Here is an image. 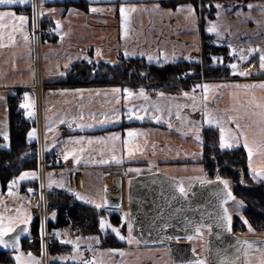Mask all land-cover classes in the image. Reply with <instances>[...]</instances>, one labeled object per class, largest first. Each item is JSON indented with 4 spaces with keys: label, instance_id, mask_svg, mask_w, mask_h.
Returning <instances> with one entry per match:
<instances>
[{
    "label": "crops",
    "instance_id": "0c3cea01",
    "mask_svg": "<svg viewBox=\"0 0 264 264\" xmlns=\"http://www.w3.org/2000/svg\"><path fill=\"white\" fill-rule=\"evenodd\" d=\"M64 1L66 0H43V2L30 0L27 5H0V11L12 10L18 15L23 14L29 18L25 26V33L29 39L25 41L23 35L17 32L14 34L15 43H9L5 34V46L0 47V136L8 132L7 98L16 93H20L22 103L26 102L25 93L28 94V102L31 106L22 110L25 118L35 123L36 106L32 91L37 86L36 70L39 68L40 86L43 88L42 152L44 155L57 158V165L46 167L47 192L65 194L80 204L95 208V203L103 204L104 193L107 189L113 188L114 178L116 176L122 178L124 193L122 208L115 212H119L120 218L123 216L125 219L119 226L114 227L120 228L121 235L125 237L121 241L125 242V246L100 249L96 240L82 238L80 248L85 250L86 259L93 261V264H174L167 245L144 246L142 241L146 235L142 229H134V224L133 236L139 243L135 241L128 243L127 223L131 216H134L126 198L129 185L136 180L161 176L172 193L182 201L195 200L199 192L207 189L214 182H219L224 188L220 181L208 179L201 171L199 162L203 152L202 130L204 127L219 130L215 122L211 124L206 122L205 114L223 120L224 127L235 134L236 125L228 122L225 110L235 115L234 109H240L242 115L243 107L247 106V102L253 96L257 98V102L264 97V90L259 88L217 87L264 83V70L259 67V53L249 55L247 52L250 47L264 49V0H210L216 12L212 19L205 22L202 21L199 10L201 0H182L183 2L178 5L191 4L195 9L197 17L195 23L185 19L187 13H176L178 5L169 7L162 4L174 0H88L90 6L86 12L60 5ZM33 4L37 7L39 15L41 12L44 13L40 15L43 24L53 31L54 40L51 44L45 42L36 44L32 37ZM217 4L222 5L219 9V17H217ZM249 4L253 5L251 9L248 8ZM154 5H159V8H155ZM121 6L125 8L124 17H121ZM90 8H97L100 11L91 12ZM50 9H55V12H49ZM169 10L172 15L168 14ZM238 12L242 14L237 15ZM57 21L60 24L58 30ZM210 23L217 24L222 34L220 38L206 31ZM204 34L211 36L216 45H224L230 51L235 50L232 63L238 65V70L250 71L251 75L242 77L233 74V78L222 80H207L202 77L193 81L194 84L190 85V89L178 93L158 90L156 89L158 83L54 85L65 78L72 65L80 62H103L114 66L120 62V58H123L143 60L154 66L177 62L202 65ZM241 49H244L243 54L248 56L246 61L239 59ZM149 56L152 60L148 59ZM167 84L172 86L177 83L175 81ZM205 84L209 85L207 90L204 88ZM196 85L200 87L197 88ZM76 89L84 91L76 92ZM112 89H120V91L113 92ZM124 89L132 94L127 100L124 99L126 95ZM141 89H144L147 100L140 96ZM185 92L189 94L188 97L183 95ZM157 93H163V96ZM145 108L148 109L147 113L144 111ZM157 108L160 111H157ZM129 109L133 110L132 119L128 118ZM26 111L31 112V115L26 116ZM137 115L144 116V119H136ZM117 116H119L118 120ZM155 116L161 118L159 122L149 118ZM106 118L107 122L101 123ZM134 123L136 125H133ZM241 123H250V121L244 117ZM129 129L138 131V135L131 138L133 145L143 148V153L137 152L134 158H129L123 145V141L128 139ZM33 130L35 127L31 131ZM114 133H119L120 138L111 139ZM197 134L199 140L196 138ZM80 137H84V140L75 143ZM96 138H102V142H97ZM89 139L93 140L92 144L88 143ZM36 141L35 130L31 138L28 136V143L37 145ZM4 142L5 139H2L0 148L7 149L9 143L3 146ZM238 146L243 147L242 139L239 145L234 144L230 149ZM81 148L84 149L83 152H79ZM72 149L77 150L78 161L74 162L71 156L65 161L63 159L65 151ZM245 152L248 160L247 151ZM36 153L37 146L34 151L26 150L7 165L8 170L14 173L12 181L19 177L21 172H35V179L19 181L11 189L8 184L6 190H2L0 185V213L16 216L19 208L21 215L26 213L31 216V220L27 223L29 231L25 239L31 237L30 227L34 220L33 210L37 201L30 197L29 190L27 193L20 192V187L35 183L37 170H24L22 167L33 160L37 156ZM113 157L120 160V163L113 160ZM254 159L257 162L260 160L259 157ZM101 160L107 163H100ZM129 169H140V171H129ZM50 173L51 179L57 182L51 186H49ZM249 175L252 178L250 173ZM201 179L205 182L202 183ZM252 180L256 183L261 182L253 178ZM59 184L63 186L60 187ZM181 186L185 189L186 195L179 192ZM10 190L14 195L8 194ZM227 191L229 190H225V193ZM77 193L94 203L77 199ZM110 196L116 197V194L111 193ZM58 203L60 202L55 199L54 205L57 206ZM236 208V211L230 213L231 218L233 215L242 216L239 215V207ZM100 210L105 209L103 207ZM189 221H183L182 228H191L193 232L192 238L186 239L193 248L190 260H203L205 264H220L225 258L218 259L215 256L214 245L211 242V228L207 225L189 224ZM49 222L55 223L50 220ZM197 228L199 232L196 231ZM107 230L111 232L110 229ZM74 238L66 231L63 240L72 241ZM260 238V241H264V236ZM61 244L73 248L72 244L62 242ZM245 247V245L238 247L240 251H237L236 257L232 259L236 264H259L260 260L264 259V251L256 250H264V244H254L252 249H249L247 257L244 255ZM66 255L57 257L60 264H71L69 260L59 259Z\"/></svg>",
    "mask_w": 264,
    "mask_h": 264
},
{
    "label": "trees",
    "instance_id": "16d2710c",
    "mask_svg": "<svg viewBox=\"0 0 264 264\" xmlns=\"http://www.w3.org/2000/svg\"><path fill=\"white\" fill-rule=\"evenodd\" d=\"M182 0L162 2L164 6L175 7ZM60 5L74 7L82 11H88L90 3L88 0H66ZM200 15L202 21H207L215 16V6L210 0L200 1ZM45 26V25H44ZM202 65H189L184 62L154 66L145 63L143 60H125L120 58L117 65L110 66L103 62H80L72 65L65 78L56 82L57 86H92L126 83H158L156 89L178 93L190 89L189 83L199 78L200 73L207 80L231 79L234 77L233 71L228 65L232 64L233 56L229 55V48L214 43L211 36L203 37ZM213 57L219 58V62H214ZM191 71L192 82L177 83L169 86L167 83L175 82L184 70ZM20 93H16L7 98L8 110V143L7 149L0 148V185L2 190H6L8 184L14 178V173L8 170L7 165L26 150H35V144L28 143V133L34 128L35 123L25 118L24 112L19 105ZM133 125H136L135 123ZM2 140L0 139V142ZM203 152L199 162L203 171L210 178L219 177L232 182V195L243 206L242 216L248 221V226L255 231L264 232V182L254 183L249 177L247 155L242 146L230 150H222L219 147V130L204 127L202 130ZM47 164L50 156L45 155ZM37 158L26 163L22 169L37 170ZM243 180V183L241 181ZM37 182L22 185L20 192L27 193L29 189L35 190ZM60 203L54 205V200ZM47 209L57 210L55 223H50V229L55 227L63 228L75 237L88 238L97 237L99 239L98 248H122V242L110 231H101L99 219L103 216L111 225L119 226L121 218L119 212H109L98 210L94 207L83 205L75 201L74 198L65 194L47 193ZM111 213V214H110ZM232 229L235 233L244 235L246 224L241 217H232ZM31 240H22L20 249L31 252L39 259L40 244L39 218L35 217L30 227ZM71 250L63 244H52L49 249L52 264H60L56 259L66 255ZM14 251H0V264H16L12 253Z\"/></svg>",
    "mask_w": 264,
    "mask_h": 264
},
{
    "label": "snow or ice",
    "instance_id": "6c2138e0",
    "mask_svg": "<svg viewBox=\"0 0 264 264\" xmlns=\"http://www.w3.org/2000/svg\"><path fill=\"white\" fill-rule=\"evenodd\" d=\"M30 2V0H0V5L3 6H16V5H27ZM43 2V0H41ZM201 5L203 6V0H201ZM33 7V12L35 14V4L32 5ZM155 8H159V5H154ZM253 5L249 4L248 8L251 9ZM216 8L218 9L217 11V17L220 16V11L219 9L222 8V5L217 4ZM71 11V10H70ZM89 11L91 12H97L100 11V9L97 8H90ZM49 12L54 13L55 9H50ZM185 12L187 15L185 16V19L191 20L193 23H195L197 17H196V12L195 9L191 4H181L176 7V13H181ZM120 13L121 17H124L125 14V8L121 6L120 8ZM169 15H172L173 13L169 10L168 12ZM242 13H237V15H240ZM40 15H44L43 12L40 13ZM28 17L23 15V14H17L15 11L12 10H5V11H0V47H4V37L5 34H7V40L9 43H15L14 40V34L19 32L21 35H23L25 41L29 39L28 35L25 33V26L28 22ZM60 27L59 21L56 22V29L58 30ZM206 31L209 34H215L217 38L221 37V32L218 30L217 24L216 23H210L209 26L206 28ZM215 43V41H214ZM229 47H231L229 45ZM235 50H232L229 52V55H233V52ZM244 49L240 50V56L239 59L241 61H246L248 59L247 55H244ZM247 52L249 55L253 53H259V67L261 70H264V49L260 48H248ZM97 55L99 56L100 53L99 51L97 52ZM125 55L127 56L128 53L126 52ZM149 60H152V57H148ZM187 59V57H186ZM214 62H219V58L213 57L212 58ZM67 68V65H65ZM229 68L233 70V74H238L239 76H249L251 75L250 71H244V70H238V65L235 63H232L228 65ZM63 75V73H61ZM197 88L200 87V85H196ZM209 85L205 84L204 88L207 90ZM217 87H234L237 89H256L259 88L261 90H264V83H259V84H236V85H221ZM76 92H82L84 91L83 89H76ZM113 92H119L120 89H112ZM124 92L126 95L124 96V99L127 100L129 96L132 94L127 90L124 89ZM159 96H163V93H157ZM185 97H188V93L185 92L183 93ZM140 96L143 97L145 100L148 99V97L144 93V89L140 90ZM207 99V97H205ZM25 103H22L20 105L21 108H29L31 104L28 102V94L25 93ZM157 111H160L159 108L156 109ZM145 113H147L148 109H144ZM235 115H233L231 112L228 110H225V113L227 115V120L228 122L235 123L236 125V133L234 134L231 130L226 129L224 127V121L221 119H215L213 117L207 116L206 122L211 124L215 122V124L219 127V147L220 149H230L233 147L234 144L239 145L241 139L243 140V147L247 151L248 154V169L249 173L252 175V178L254 180H264V97L260 98L259 102H257V98L255 96L252 97L251 100L247 102V106L243 107V114L241 115L240 109H234ZM132 113L133 110L129 109V115L128 118L132 119ZM26 116H30L31 112L26 111L25 112ZM244 117H247L250 123H244L242 124L241 121L244 119ZM81 119L83 118L82 116L80 117ZM138 120H143L144 116L137 115L135 117ZM149 118H154L157 122L160 121L159 116L155 117H149ZM116 119H119V116L116 117ZM107 122V118L105 121H101V123ZM77 127H83V125H77ZM88 127H91V125H88ZM169 127H171V124H169ZM34 131H30L28 133L29 138H31L34 135ZM197 133H199V129L196 130ZM4 139H8L7 133H3ZM138 135V131L136 129H129L127 132V137L128 139H125L123 141L124 148L127 152V155L129 158H134L135 154L137 152L143 153V148H141L139 145H133L132 139ZM111 139H119L120 134L119 133H114L110 137ZM197 140L200 139L199 135L197 134ZM84 140V137H80L75 141V143H80L81 141ZM97 142H102V138H96ZM89 144L93 143L92 139L88 140ZM84 149L81 148L79 149V152H83ZM69 156L72 157L73 161L76 162L78 161L79 157L77 154L76 149H72L71 151H65L63 159L67 161L69 159ZM254 157H259L260 160L257 162ZM113 160H115L117 163H120V160H117L116 157H113ZM100 163H107V161L101 160L99 161ZM129 171H135L139 172L140 169H129ZM201 171H203L201 169ZM52 174H49V186H51L53 183H57L56 181H53L51 179ZM28 178H36V173L35 172H21L19 177L15 178L13 181L9 182V188L11 189L13 185L18 184L19 181H23ZM219 180L220 178L217 177ZM201 182L204 183L205 181L201 179ZM224 185V189L227 190L228 188V181L227 180H221L220 181ZM243 183V180L241 181ZM60 187H62V184H59ZM31 192L32 189H29ZM179 192L182 195H186L185 189L181 186L179 188ZM9 195H14V193L10 190ZM77 199H85L81 197L78 193L76 194ZM234 200L235 197L232 195L230 191H227L226 193V198L221 200V208H223L222 214H217L216 216V224L217 227L221 228H226L229 232L231 231V216L229 215L228 209L226 207H223L224 204L227 203V200ZM86 203H94L93 201H88L85 199ZM108 201L105 200L104 204H99L95 203L94 206L96 209H101L104 207V205H107ZM21 210L18 208L17 209V215L16 216H6L3 213H0V246H3L6 249H11L15 252L14 255V260L16 264H40L39 261L35 260V258L32 256V253L29 252L27 254V257H25V254L21 251L20 249V239L21 236L24 235L25 233H28L29 229L27 227L28 221L31 220V216L28 214H20ZM127 215V214H125ZM125 217H121V222H124ZM241 219L243 222L247 225L248 221L244 219L243 216H241ZM192 222L189 221V224ZM20 225H24V227H20ZM209 227H211L209 225ZM99 228L101 231H105L107 229H110L112 233H114L120 240H124L125 237L121 235L120 228L114 227L111 225L103 216L100 217L99 219ZM127 228H128V243L131 244L134 241L136 243H139L138 240L133 236V223L131 220L128 221L127 223ZM197 232H199V228L196 229ZM249 231H252L251 226L249 225ZM11 234V236L9 235ZM41 234L43 235V225H42V232ZM54 235L59 239L60 233L55 232ZM5 237H9L8 239H5ZM192 237L189 236L188 239H191ZM79 237L77 238V241H71V240H63L61 241L64 244H72L73 245V252L76 253L79 250ZM87 239L89 240H96V243L99 244V239L97 237H88ZM170 239V238H169ZM264 244V241H248V240H243L237 241V244H242L245 245L246 247L244 248V255L245 257L248 256V251L249 249H252L254 244ZM89 248H91V245H89ZM257 251H264L261 249H256ZM109 251H115V250H109ZM237 251L239 252L240 249L238 248ZM42 252H43V245H42ZM123 254V253H121ZM82 253L77 256V255H72L70 257H60L59 259L61 260H73L77 261L78 264H93V261L88 260V259H83ZM186 264H205L203 260H189L186 262ZM220 264H236L235 260H229L225 258L224 260L220 261ZM259 264H264V259H261Z\"/></svg>",
    "mask_w": 264,
    "mask_h": 264
},
{
    "label": "water",
    "instance_id": "95a60500",
    "mask_svg": "<svg viewBox=\"0 0 264 264\" xmlns=\"http://www.w3.org/2000/svg\"><path fill=\"white\" fill-rule=\"evenodd\" d=\"M111 193H115L116 197L110 196ZM123 198L122 178L116 176L113 188L107 189L104 193L103 204L105 200L108 201L104 209L121 210ZM126 198L134 215L130 218L134 229H142L146 235L142 244L167 245L174 264H186L193 255L192 244L186 240L193 236V232L191 228H182V222L186 220H192L198 225L211 226V242L218 259H234L238 247L242 245L237 244L238 240L250 242L261 240L260 237L236 234L232 225L230 232L226 228L217 227L215 218L217 214H222L221 200L226 198L225 190L219 182H214L199 192L195 200L182 201L172 193L163 177L156 176L131 182ZM27 234L21 236L20 242ZM0 251L13 250L0 246Z\"/></svg>",
    "mask_w": 264,
    "mask_h": 264
},
{
    "label": "built area",
    "instance_id": "2783aa9c",
    "mask_svg": "<svg viewBox=\"0 0 264 264\" xmlns=\"http://www.w3.org/2000/svg\"><path fill=\"white\" fill-rule=\"evenodd\" d=\"M31 21H32V28L31 34L34 41L39 42L44 40L46 43L51 44L54 39L53 31L48 26H43L42 20H40V15L38 12L37 7L35 8V14L31 12ZM184 82H192L191 75L188 70H184L183 73L178 77L176 83H184ZM41 123L37 125L38 132H37V188L30 192V197L37 199L39 203L40 209V223H39V237L38 241L40 243V257L39 262L40 264H52V259L49 254V249L52 244H61V241L64 238V234L66 230L63 228L55 227L50 229V222L46 215V188L44 183V171L45 168L48 166H55L57 165V158L55 156H51L49 163L47 164L45 155L42 152V144H43V130L41 127ZM53 224V223H52ZM42 225H43V235L42 232ZM55 232L60 233L59 239L54 235ZM42 245H43V252H42Z\"/></svg>",
    "mask_w": 264,
    "mask_h": 264
},
{
    "label": "rangeland",
    "instance_id": "374dc122",
    "mask_svg": "<svg viewBox=\"0 0 264 264\" xmlns=\"http://www.w3.org/2000/svg\"><path fill=\"white\" fill-rule=\"evenodd\" d=\"M37 1V0H36ZM248 16H249V13H248ZM40 20H41V18H40ZM42 24H43V22H42ZM43 26H44V24H43ZM49 27V26H48ZM54 40V39H53ZM36 42V41H35ZM40 42H45L44 40H41V41H39V42H36V44H40ZM46 43V42H45ZM52 43H53V41H52ZM233 47V46H232ZM186 70H188L189 71V73H190V75L192 74L191 73V71L189 70V69H186ZM203 77V75L200 73V76H199V78H197V79H194L193 81H196V80H199V79H201ZM36 78H37V86H36V88L32 91L33 92V97H34V100H35V106H36V117H35V130H36V133L38 132V127H37V125L38 124H40L41 123V127H42V130L44 131V129H43V115H42V104H41V101H42V92H43V88L40 86V83H41V75H40V71H39V68H37V70H36ZM189 84H194V83H189ZM41 87V91L39 92L38 91V87ZM21 103H22V101L20 100L19 101V105H21ZM6 133H7V135H9V131L7 132L6 131ZM2 135V134H1ZM0 139L2 140H4V136H0ZM43 139H44V135H43ZM43 141V140H42ZM2 142V141H1ZM7 143H8V139L7 140H5V142L3 143V146H6L7 145ZM6 144V145H5ZM42 147H43V144H42ZM223 150H226V149H223ZM201 169H202V167H201ZM203 170V169H202ZM45 171H46V168H45ZM45 171H44V183H45ZM203 173H204V175L206 176V177H208V175H206L205 174V172L204 171H202ZM248 174H249V172H248ZM249 177H250V175H249ZM208 179H211V180H214V181H221V180H227V179H222V178H220L219 180L217 179V177L215 176L214 178H210V177H208ZM250 179H251V181L252 182H254L253 180H252V178L250 177ZM229 183H228V190L232 193V182L230 181V180H227ZM254 183H256V182H254ZM259 183V182H258ZM45 188H46V184H45ZM47 190H46V199H45V203H46V215H47V218L50 220V221H55V219H56V216H57V210H49L48 211V209H47ZM236 199V198H235ZM231 200V199H229V201H228V204H227V209H228V212H229V215H230V213H233L234 211H236L237 210V208H236V206L237 207H239V209H238V211H239V215L241 216L242 214V212H243V206L237 201V199L236 200ZM36 201H37V199H35ZM233 202H235L234 203V205L232 204ZM236 202H238V203H236ZM236 205V206H235ZM242 209V210H241ZM33 213H34V218L35 217H38L39 218V223H40V216H39V214H40V209H39V203H38V201H37V205H36V207H35V209L33 210ZM234 216V215H233ZM232 216V217H233ZM231 221H232V218H231ZM243 221V220H242ZM247 226V228H246V232H245V236H253V237H255V236H258V237H261V236H264V232H260V231H255V230H253L252 229V231H249V226L248 225H246ZM68 234L70 235V236H74L73 234H71V233H69L68 232ZM238 234V233H237ZM65 235H66V233L64 234V237H65ZM75 237V236H74ZM77 238L78 237H75L74 239H72V241H77ZM80 238V237H79ZM32 239V237H29V239H28V237L25 239V240H31ZM81 242H83V239L82 238H80L79 239V241H78V243H79V250H78V252H76V253H74L73 252V248L69 251V253L65 256V257H70V256H72V255H77V256H79L81 253L83 254L82 255V257L81 258H83V259H86V253H85V250H83L82 248H80V244H81ZM40 244V243H39ZM41 249V248H40ZM23 253L25 254V257H27L26 255L29 253V252H26V251H23ZM50 254V253H49ZM14 255H15V252H13L12 253V257L14 258ZM33 256V255H32ZM34 257V256H33ZM51 257V256H50ZM35 258V257H34ZM52 259V258H51ZM57 259V258H56ZM88 259V258H87ZM35 260H37V261H39V259H36L35 258ZM69 261H70V263L71 264H78V262L77 261H73V260H70L69 259Z\"/></svg>",
    "mask_w": 264,
    "mask_h": 264
},
{
    "label": "flooded vegetation",
    "instance_id": "af4514ba",
    "mask_svg": "<svg viewBox=\"0 0 264 264\" xmlns=\"http://www.w3.org/2000/svg\"><path fill=\"white\" fill-rule=\"evenodd\" d=\"M228 201L229 200H227V203L224 205V207H227ZM190 221L194 224V222L192 220H190Z\"/></svg>",
    "mask_w": 264,
    "mask_h": 264
},
{
    "label": "bare ground",
    "instance_id": "6f19581e",
    "mask_svg": "<svg viewBox=\"0 0 264 264\" xmlns=\"http://www.w3.org/2000/svg\"><path fill=\"white\" fill-rule=\"evenodd\" d=\"M38 91H39V92L41 91V87H40V86L38 87Z\"/></svg>",
    "mask_w": 264,
    "mask_h": 264
}]
</instances>
